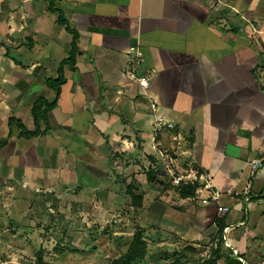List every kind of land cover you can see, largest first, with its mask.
<instances>
[{"label": "crops", "instance_id": "obj_1", "mask_svg": "<svg viewBox=\"0 0 264 264\" xmlns=\"http://www.w3.org/2000/svg\"><path fill=\"white\" fill-rule=\"evenodd\" d=\"M54 5L78 34L79 51L73 69L64 68L58 97L46 82L57 79L72 36L46 0H0L4 217L15 213L14 224L24 228L25 216L52 213L65 198H74L84 215L81 199L117 214L127 186L135 183L148 224L177 213L166 229L150 227L192 247L215 245L216 206L201 205L198 195L182 199L161 185L170 180L164 158L171 157L176 175L188 167L206 172L222 194L220 205L229 208L223 232L229 252H222L242 264H264V0ZM132 47L144 54L137 74L149 76L145 91L128 76ZM38 98L56 104L41 123L46 132L26 140L8 121L33 131ZM151 104L174 130L153 133ZM150 170L153 183L146 177ZM24 198L32 204L22 209Z\"/></svg>", "mask_w": 264, "mask_h": 264}, {"label": "rangeland", "instance_id": "obj_2", "mask_svg": "<svg viewBox=\"0 0 264 264\" xmlns=\"http://www.w3.org/2000/svg\"><path fill=\"white\" fill-rule=\"evenodd\" d=\"M186 170L181 175L188 174L192 169L188 167ZM161 185L172 190L173 195L178 194V187L186 186H176L168 178ZM204 195L202 193L200 196ZM127 198L119 200L117 214L109 212L106 207L101 211L93 209L91 199H81L87 205L84 208L88 211L87 215L78 213L72 202L74 198H65L55 205L52 213L46 215L43 211V214H35L36 220L33 222V215L31 218V214L25 216L22 221L24 228L14 224L15 213L4 217L6 212L2 211L0 260L9 264H38V258L41 257V264H112L127 250L135 231L141 230L148 247L142 264H173L176 260L181 264H205L213 245L206 243L199 248L192 247L176 239L173 233L161 232L149 226L152 224L166 229L164 226L174 222L173 217L177 215L175 211H168V215H161L160 220L148 224L146 214L129 208L130 199ZM167 203L173 205V202ZM31 204L30 198H24L19 207L23 209L22 206Z\"/></svg>", "mask_w": 264, "mask_h": 264}, {"label": "trees", "instance_id": "obj_3", "mask_svg": "<svg viewBox=\"0 0 264 264\" xmlns=\"http://www.w3.org/2000/svg\"><path fill=\"white\" fill-rule=\"evenodd\" d=\"M49 4L48 11L51 13L58 14V21L57 23L64 27V30L72 36V43H71V51L69 53L68 59L63 61L60 64L58 69V77L55 80H48L46 85L49 89H52L56 92V96L58 97L61 91L62 86L66 83L64 78V68L68 67L69 69H73L76 64V58L79 54L77 48V40L78 34L69 28L68 23L64 19L62 13L56 9L55 7V0H46ZM56 101L52 104H48L44 99L38 98L32 107L31 115L34 122V130L27 131L24 126L15 119H9L8 125H15L19 130V137L30 140L32 138H36L40 135H43L46 131L42 130L41 123L43 122L46 124L47 122V114L48 112L55 106ZM4 145V143L0 142V147ZM147 181L148 183L155 182L154 171L150 170L147 172ZM178 195L182 199H191L195 197L196 185L192 186H180L178 187ZM138 187L137 185L130 184L127 186L126 195L130 199V204L133 210H140L143 204V197L141 194H138ZM225 215L220 216L215 219V226H216V235H215V245L213 249L210 251V256L205 261V264H218L220 261H223L224 264H242L232 255L228 253H223V232L225 229ZM215 239L213 241H215ZM226 251L229 252L227 249ZM148 252L147 242L143 236V232L141 230H136L133 234L131 241L127 247V250L120 255L117 259L113 260L112 264H142L145 260V257ZM167 260V259H166ZM38 264L42 263L41 257L38 258ZM173 264H181L179 260L174 261Z\"/></svg>", "mask_w": 264, "mask_h": 264}, {"label": "built area", "instance_id": "obj_4", "mask_svg": "<svg viewBox=\"0 0 264 264\" xmlns=\"http://www.w3.org/2000/svg\"><path fill=\"white\" fill-rule=\"evenodd\" d=\"M143 57L144 54L135 47L129 48L126 52L127 64L131 69L128 73V76L131 80L136 81L138 86L145 91L149 87V76L137 74V67L142 61ZM150 108L154 115L157 114L158 109L154 104H151ZM174 129L175 126L172 123H168L163 117L155 115L152 121V131L155 135L163 130ZM164 163L166 166L165 169L168 172L172 184L176 186L196 185L195 194L198 195V200L201 205H215L217 208V213L220 216H223L229 212L228 207L220 205L222 194L213 188L211 177L208 173L192 169L186 175H176L171 169L172 161L170 159L167 161V159L164 158ZM252 165L254 170H256L259 166L258 163H252ZM202 193L205 195L201 197L200 195ZM223 245L224 249H229L227 243L224 242ZM0 264H9V262L0 260Z\"/></svg>", "mask_w": 264, "mask_h": 264}]
</instances>
